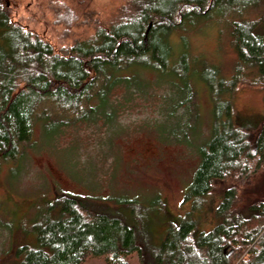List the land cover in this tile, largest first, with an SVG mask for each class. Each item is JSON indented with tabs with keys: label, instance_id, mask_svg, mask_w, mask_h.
Listing matches in <instances>:
<instances>
[{
	"label": "trees",
	"instance_id": "16d2710c",
	"mask_svg": "<svg viewBox=\"0 0 264 264\" xmlns=\"http://www.w3.org/2000/svg\"><path fill=\"white\" fill-rule=\"evenodd\" d=\"M162 4L131 0L133 11L120 22L57 50L45 36L15 21L0 2V176L4 167L21 162L37 126L99 127L105 120L108 128L130 103L156 98L158 89L146 73L164 76L168 69L176 72L187 65L190 55L184 52L177 57L171 38L182 33L187 45V26L216 10L229 9L238 17L231 23L238 70L254 68L264 79V0H165ZM256 11L259 16L254 19L251 15ZM211 72L206 77L213 90ZM238 83L236 75L212 94L233 93ZM119 91L121 98L115 96ZM191 91L186 86L160 96L159 117L177 125L174 136L187 134L191 127ZM219 99L213 98L215 114L224 113L227 122L216 124L201 150L184 198L191 210L178 223L167 225L159 244L135 218L94 213L77 197L64 195L32 227L37 248L19 249L22 259L17 264H83L92 258H103L106 264H133L134 258L139 264H264V200L242 209L239 191L226 188L216 209L217 223L209 231L199 230L203 203L214 183L234 175L250 177L247 165L255 159L256 170L264 164V124L253 143L248 131L234 126L231 99L225 104ZM3 208L0 200V214Z\"/></svg>",
	"mask_w": 264,
	"mask_h": 264
},
{
	"label": "rangeland",
	"instance_id": "374dc122",
	"mask_svg": "<svg viewBox=\"0 0 264 264\" xmlns=\"http://www.w3.org/2000/svg\"><path fill=\"white\" fill-rule=\"evenodd\" d=\"M160 1L165 4V0L157 3L162 4ZM0 2L15 21L45 36L57 50L92 38L100 27L114 25L133 11L131 0ZM251 16L255 19L259 13ZM237 18L229 9L216 10L187 26V45L182 33L171 38L176 56L187 52L191 61L178 67V74L170 69L164 76L146 73L159 95L130 103L108 128L105 120L99 127L84 123L57 130H46L43 125L35 128L21 162L4 167L0 176L4 204L0 264H17L22 259L18 250L23 246L37 248L32 227L64 195L77 197L94 213L120 215L128 221L135 218L159 244L167 225L178 223L191 210L184 198L193 183L201 150L211 140L216 124L227 122L224 113L219 117L215 114L213 98L219 96L223 104L231 99L234 126L248 131L253 143L264 124V79H259L254 68L238 70L231 28ZM209 71L214 74L210 78L213 90L207 83ZM236 75L239 83L233 93L223 90L213 96ZM186 86L194 94L191 127L187 134L174 136L177 125L159 117L160 96ZM121 94L119 91L115 96L121 98ZM247 166L250 177L234 175L214 183L203 203L199 230L209 231L217 223L216 209L226 188L239 191L242 209L250 202L264 200V164L256 170L255 159ZM132 263L139 264L136 258ZM83 264L106 262L92 258Z\"/></svg>",
	"mask_w": 264,
	"mask_h": 264
}]
</instances>
